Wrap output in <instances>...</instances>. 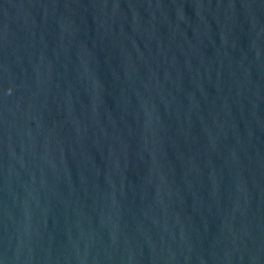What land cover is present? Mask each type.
I'll list each match as a JSON object with an SVG mask.
<instances>
[{
    "label": "water",
    "instance_id": "95a60500",
    "mask_svg": "<svg viewBox=\"0 0 264 264\" xmlns=\"http://www.w3.org/2000/svg\"><path fill=\"white\" fill-rule=\"evenodd\" d=\"M0 264H264V0H0Z\"/></svg>",
    "mask_w": 264,
    "mask_h": 264
}]
</instances>
